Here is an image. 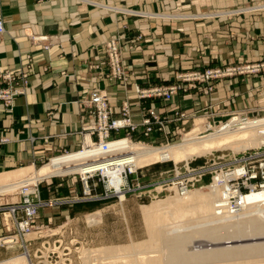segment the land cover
<instances>
[{
	"label": "crops",
	"instance_id": "crops-1",
	"mask_svg": "<svg viewBox=\"0 0 264 264\" xmlns=\"http://www.w3.org/2000/svg\"><path fill=\"white\" fill-rule=\"evenodd\" d=\"M251 1L231 0V5L239 9ZM231 5L223 7L220 0H0L6 27L0 36V73L26 68L28 55L33 59L27 94L16 99L11 113L0 105V130L11 139L0 147V174L79 148L87 122L81 102L96 88L109 93L116 117L129 102L138 124L144 107L151 106L167 114L179 107L216 120L258 110L264 89L257 76L215 81L208 96L198 90L179 92L171 102L135 96V84L170 86L178 75L195 70L257 62L264 52V10L231 17ZM155 13L168 15L155 18ZM113 36L121 44L128 87L109 76L105 45ZM39 37L56 42L44 50L46 43L33 40ZM156 137H161L157 130L151 138ZM62 212L55 211L57 223L66 217Z\"/></svg>",
	"mask_w": 264,
	"mask_h": 264
},
{
	"label": "rangeland",
	"instance_id": "rangeland-1",
	"mask_svg": "<svg viewBox=\"0 0 264 264\" xmlns=\"http://www.w3.org/2000/svg\"><path fill=\"white\" fill-rule=\"evenodd\" d=\"M37 2H46L49 0H36ZM206 2V0H204ZM91 4L94 5H100L96 2H91ZM220 4L225 7L231 5V0H220ZM231 17H233L235 14L241 15L249 13V12H255L264 10V0H252L242 8H236L235 4L231 5ZM257 8V9H256ZM0 13L3 17V14L0 10ZM173 13V12H171ZM144 14V13H141ZM147 15V14H144ZM155 18L159 17H167L168 13L165 15L160 14H154ZM187 16H190L191 14H186ZM150 16V15H148ZM152 17V16H151ZM154 17V16H153ZM4 18V17H3ZM40 38V37H39ZM49 38L48 41L43 42L46 43V45L43 46L44 50H50L51 46L55 44L56 41H54L53 38ZM112 38H117V42L120 47L121 51V62L123 65V68L125 70L127 80H119L114 78L113 71L110 63V58L108 54V42ZM138 39H141V35L138 36ZM39 42V41H38ZM42 43V42H41ZM45 46H49V49H45ZM106 58H107V67L109 68V76L114 81L118 82L119 84L123 85L124 87H128L130 85V78L128 75V71L123 63L122 60V48L121 44L119 42L118 37H111L106 45ZM28 57H31L30 59ZM28 64L26 68H21L18 70H6L4 72L0 73V76L7 75L8 73H11L13 77L16 78L15 81H3L2 89L11 91L12 93H15L16 91H20V93L17 96L14 97L11 104L6 105V102L4 100H0V105L4 108V110L7 113H11L14 109L16 99L25 96L28 92L29 86H30V72L28 69H31V63L33 62L32 56H27ZM97 68V67H96ZM253 68H261L260 71L255 72ZM220 69L223 71L231 70V76H226L223 78H219L216 80H211L207 82L202 81H186L185 77L193 75L194 78L197 74H205L209 70H216ZM20 72L19 75L16 76ZM27 73V77L25 75ZM243 76H257L260 80V86L259 88L262 90L264 89V52L261 54V58L254 63L249 64H231V66H219V67H213V68H206L203 71H192L185 74H181L177 76V83L170 85V86H155L151 88H142L140 85L135 84L133 85L134 89L136 86L140 87L142 90H151L154 88H162L165 90H170L174 87H177V93L174 95H178L179 92H184L187 94L190 90H198L202 92L204 95H210L214 91V82L226 78H236V77H243ZM0 80H2L0 78ZM187 84V86L185 85ZM212 87L213 90H209V87ZM95 91H104L109 96V105H110V95L107 91L101 90V89H94L91 91L90 95ZM86 97L81 102L82 106V114L86 118V123L84 124L82 131L80 132L83 135L82 144L79 146V148H76L74 150H66L63 149L59 151L56 155L46 159L42 160L40 162L35 163V168L39 169L42 166L46 165L51 161L53 157L72 153L74 151H79L85 148L86 146H89L86 144V136L90 135L89 132H85V127L90 124L92 121H94V118L91 117L90 114H87L84 112V105L85 101L90 97ZM189 95V93L187 94ZM135 96L140 100H161L164 102H171L166 101L163 99H153V98H146V99H140L136 89H135ZM264 99V98H263ZM125 104L129 105L130 112H131V106L129 102H125L122 105V108ZM263 106V107H262ZM262 107V108H261ZM261 107H259L258 110H250V109H244L241 111H235L232 112L228 117H221L218 120L214 119V117L208 116V117H201L200 115H197L196 112H188V111H182L179 107L173 108L172 113L167 114L166 112H161L159 109L154 107H144V114L143 119L147 118L149 116L148 111L154 110L158 113H160L162 119L164 120L163 123L165 124V130L160 131L158 129V126L160 123H155L153 121L154 130L151 133L149 137H145L143 131L144 127L142 126V122L139 125V128L137 132L133 133L132 140L135 143H144L147 146H153V147H165L170 146L174 144H178L183 140L184 135L187 133L193 131L196 128H200L199 134L200 136L207 135L213 133L217 128L221 127L224 124L229 123L234 117H237L240 114H245L248 116L250 120L254 119H261L264 118V103L261 104ZM111 108V105H110ZM121 108V110H122ZM121 113V112H120ZM114 116V115H113ZM132 119L134 118L131 112ZM83 117V118H84ZM116 117V116H114ZM118 117V116H117ZM83 121H85L83 119ZM134 121V119H133ZM172 125L174 130H167L168 126ZM142 132L140 133V131ZM159 131L161 137H156L154 140H152L151 136H153V133L155 131ZM91 136V135H90ZM94 142H98L97 135L91 136ZM125 138L126 133L123 131L122 133H119L114 136ZM11 142V139L3 133V131L0 130V147L3 145H7ZM46 142H48V139H46ZM234 148V147H232ZM248 154L256 153L258 150V147L248 148L246 149ZM245 150L237 151V152H243ZM231 147L225 148L224 150H215L212 153H209L207 155L201 156V157H195L193 159H190L188 162L189 165H187L186 161L180 162L176 164L173 160L166 161V162H158L154 165H151L150 167L145 166V168L140 169L137 175H131L129 178L130 184L132 188L137 187V182H140V184L143 187H146L143 191H131L127 193L126 201L124 202V208L119 203L120 200L118 197H105V194L107 192L106 189V183L102 180L101 177H96V179L90 181V189L92 191V196L87 197L85 195L84 191V185L81 181L80 174L74 173L69 176H55L52 177L50 180H40L38 183H36V186H32L35 191L30 194V200L32 204L40 205L42 203H49V202H60L61 204L52 206V207H40L38 208L37 212V218L35 220L34 226L31 228L34 233L30 234L28 237L29 239L26 240V237L23 241H19V243L13 242L12 238H15L18 234V223H16L15 218L17 219V222H21L24 220L23 218L26 217V210L25 208H21L22 206H25V197L23 193L21 192L19 185H16L11 190L14 192L8 193V194H0V241L2 239H7L8 241H12L10 245L7 246H1L0 245V260H6L15 258V256L25 254L27 249L26 246H29V250L31 255L33 256L34 264H44L45 259L41 258L44 256L47 257L49 253L50 259L57 260L60 256H64V251L67 254H70L68 252V247L71 248V257L74 258V262L72 264H84L83 260L82 262H79V256H78V250H97L103 247H112V246H119V245H129L132 244L133 241H144L149 239V235L147 233L146 225L143 219L141 206L142 205H150L152 202L157 201L154 200V195L157 192L155 188V184L159 182H166L164 185L168 183L173 182V178L175 177V169L176 166H179V169L181 171L182 175L190 176L194 178L195 171L201 170V168H210L211 164H213L214 158L219 164H224L226 162H229L234 157L233 154L237 153ZM242 157V156H240ZM219 158V159H218ZM33 164H28L26 166L19 167V169L26 168L29 166H32ZM186 167H190L188 171L186 170ZM2 174V173H1ZM188 178V177H187ZM172 179L171 182H169ZM189 179V178H188ZM107 182V181H106ZM212 183V174L209 171L204 177H202V180L196 181L195 186H190V188H193V190L201 189L203 187H209ZM153 185V186H151ZM150 186V187H149ZM167 186V185H166ZM204 192H209L208 189H203ZM109 194V193H108ZM111 194V193H110ZM176 195H171L170 197H175ZM96 197H101L100 199ZM159 199H165L169 197V192L167 190L161 192L158 194ZM15 208L17 211L16 216H14L11 212V210ZM63 211L64 212L65 219L57 223L56 219L58 220V216H56L55 211ZM102 210V221L99 224L90 225L86 221V215L94 214L97 211ZM50 211H53L52 215H48ZM67 211H69L67 213ZM58 215V214H57ZM57 233V234H56ZM35 238V240H33ZM10 239V240H9ZM58 239L61 241L62 245L60 249H53L54 244H58ZM6 240V242H7ZM33 240V241H32ZM264 239L256 240V241H244L242 244H249L254 242H263ZM56 242V243H55ZM196 242V243H195ZM213 243V245H211ZM21 245V247L19 246ZM44 245V246H43ZM195 246V250H206L211 248H221V247H231L237 245V243L231 242L229 239H223L222 241H219L217 243L211 242L210 239L206 238H200L198 240H195L192 244ZM191 245V247H193ZM20 247V248H19ZM50 248V249H49ZM58 248V247H57ZM69 248V249H70ZM80 248V249H79ZM9 250V251H8ZM48 250V253L46 252ZM42 251L43 254H42ZM56 251V252H53ZM3 252V256L1 255ZM95 254V253H94ZM157 255H161V253H155ZM131 260H134L136 257H130ZM258 259V260H257ZM127 260H130L129 258ZM264 260L263 257H253V258H247L244 260H238L237 262H230L225 261L222 262V264H237V263H248L253 262L251 264H258L261 262H255L254 261ZM244 261V262H243ZM246 262V263H245ZM55 264H65L66 262H54ZM71 262H69L70 264ZM93 264H105L107 262H92ZM212 264H219V262H211ZM68 264V263H67ZM221 264V263H220Z\"/></svg>",
	"mask_w": 264,
	"mask_h": 264
},
{
	"label": "bare ground",
	"instance_id": "bare-ground-1",
	"mask_svg": "<svg viewBox=\"0 0 264 264\" xmlns=\"http://www.w3.org/2000/svg\"><path fill=\"white\" fill-rule=\"evenodd\" d=\"M237 122L241 121L232 120L227 127L222 125L213 133L203 136L199 134L200 128H196L184 135L180 143L158 148L122 138L111 140L108 145L109 150L105 151L104 144L94 145L92 137L87 135L89 137L87 140L85 138L86 144L90 146H86L83 150L53 157L49 163L39 169L33 165L0 174V194L14 192L11 189L16 185L21 188L23 184L35 185L40 180H50L55 176H69L78 172L84 178L97 177V175L110 178L111 183H107L106 188L118 190L117 195H111V197H118L119 203L124 208L127 193L121 189L125 181L122 174L126 166L139 171V168L150 167L158 162L170 160L176 164L188 162L195 157L228 147L237 152L262 145L264 136L261 130H264V118L250 120L244 127H235ZM125 153L129 156L114 157V155L119 156ZM230 178L227 173H219L209 187L196 190L181 191L176 186L175 197H170L171 195L165 199L158 197L154 199L157 201L150 205L141 206L149 239L133 241L129 245L103 247L95 251L78 250L79 262L83 260L84 264H93L92 262H107L105 264H212L211 262H219L222 264L225 261L232 263L253 257L264 258V241L242 244L248 240L264 239V188L243 196L241 205L234 209L231 207ZM162 188L159 187L158 191ZM203 189H208L209 192H204ZM101 219L102 212L86 217L90 225L99 224ZM32 233L34 231L25 234L26 240ZM200 238L210 239L215 243L229 239L237 245L195 250L192 244ZM25 246L27 249L25 254L0 260V264H34L29 246ZM155 253H161V255ZM134 256L136 258L131 260L130 257ZM128 258L130 260H127ZM73 259L71 257V261L67 262L72 264ZM61 262L66 261L62 259ZM255 262L264 264V260ZM251 263L253 262L246 264Z\"/></svg>",
	"mask_w": 264,
	"mask_h": 264
},
{
	"label": "built area",
	"instance_id": "built-area-1",
	"mask_svg": "<svg viewBox=\"0 0 264 264\" xmlns=\"http://www.w3.org/2000/svg\"><path fill=\"white\" fill-rule=\"evenodd\" d=\"M4 33H6V27H5L4 18L2 17L0 13V36L3 35ZM48 39L49 38L47 37H40V38H34L33 40L35 42H38V41L46 42L48 41ZM45 49H49V46H45ZM108 54H109L114 78L126 81L128 78L126 76L125 70L121 62V51H120L119 44L117 42V38H112L108 42ZM28 58L30 59L31 57H28ZM253 69L255 72H257V71H260L261 68H253ZM19 74L20 72L16 76H21ZM25 75L27 77V73H25ZM226 76H231V70L228 69L226 71H223L220 69H216V70H209L205 74H197L195 76L196 78H194L193 75L185 77V80L186 81L195 80V81L207 82V81L223 78ZM0 78L2 79L0 80V100H4L6 102V105L8 106V104L12 103V100L14 99L15 96L22 94V93H20V91H16L15 93H12L11 91L2 89L3 81L10 82V81L16 80V78L13 77L11 73H8L5 76L2 75L0 76ZM135 89L140 99H146V98L160 99L161 98L166 101L172 100L173 96L177 93V90H178L177 87H174L170 90H165L162 88L142 90L138 86H136ZM209 90L211 91L213 90V88L210 86ZM83 110L85 113L90 114L91 117L94 118V121H92L90 124H88L85 127V132H89L91 136L97 135L98 142L92 141L94 145L104 144L103 145L104 150L108 151L109 150L108 145L110 144L109 142L111 140L113 141V140L122 139L120 137L115 138L114 136L123 131L126 133L125 138L130 139V141L133 142L132 135L133 133L137 132L139 125L133 121L128 104H125L123 106L121 113L118 117H114L113 112L109 105L108 94L104 91H95L85 101ZM148 114L149 116L143 119L141 123L142 126L144 127L143 133L145 137H149L154 130L153 121L155 123H160V125L158 126V129L160 131H164L165 124L163 123L164 120L160 116L161 114L154 110L148 111ZM235 119H239L241 121L239 123L237 122L235 127H244L250 121L248 116H246L245 114H240L237 117H234L232 120H235ZM231 121L227 124H224V126L227 127L231 123ZM261 133L264 136V130H261ZM150 147H153V146H150ZM246 151L247 150L233 154L234 157L232 158V160L224 164H219L214 158V161H213V164H211V167L203 168V169L201 168V170L197 172L195 171L194 173L196 176L194 178L190 177L191 175L190 176L182 175L179 169V166L177 165L175 169V177L173 178L172 183L166 184L167 186L164 185V183L166 182H159L155 184L156 186L155 188H157L156 189L157 192L154 195L155 196L154 199L158 198V194H160L161 192L165 190L169 192V195H174L175 194L174 188L176 186L179 187L181 191H184L187 189H193V188H190V186L191 185L195 186L196 181L202 180V177H204L209 171L212 174V183L216 179V177H218L219 173L220 174L227 173L231 177L229 180V186L231 189V207L234 209H237V207L240 206L242 203L243 196H246L247 194H251L253 191H260L261 189L264 188V142L262 143L261 146L258 147V150L256 153L248 154ZM124 156L126 157L129 155L127 153L121 154L119 156L114 155L115 158L124 157ZM186 163L187 165H189L188 162ZM126 167L127 168L124 170L122 174L125 181H124V185L121 191H125L126 193H128L131 191L137 192V191L145 190L146 187H143L140 184V182H137L138 184L136 188H132L129 178L131 175H137L139 171L138 170L134 171L128 166ZM189 168L186 167V170L188 171ZM140 169H143V168H139V170ZM80 177L84 185L85 195L87 197H91L92 191L90 189V181L96 179V177L89 176V177H86L87 179L84 178L82 175H80ZM97 177H101L104 183H106V186H108L107 183H111L110 178L108 179L107 177H104L103 175H97ZM171 181L172 179L169 182ZM27 184L25 185L23 184L22 187L20 188L21 192L23 193L25 197L24 199L25 202H23L25 203V206L24 207L22 206L21 208L22 209L25 208L26 217H24L23 218L24 220H22L21 222L19 221L17 222V219L15 218V221L16 223H18V226H19L17 236L15 238H12L13 239L12 241L15 243H19V241H23L26 236L25 234L32 231L31 228L34 226L35 220L38 216L37 215L38 208L46 207V206L52 207V206L61 204L60 202H54V201L53 202L51 201L49 203H42L40 205L32 204L30 200V194H32L35 191V189L32 186H36V184L35 185H32L31 183H30L31 185L30 184L27 185ZM159 187H163L161 191H158ZM106 189H107V192L105 194V197H102V198L111 197V195H117L116 193L118 192V190L116 188H113V189L106 188ZM96 198L100 199L101 197H96ZM11 212L14 216H16L17 211L15 208H13ZM7 239L6 238L2 239L0 241V245L1 246L10 245L12 241H8ZM57 243L58 244H54L53 249L61 248L62 243L59 239ZM69 248L70 247H68L67 249L70 254H67L64 251V256L61 257V260H60V256L57 260H54V261L50 259L49 256L52 255L51 253H49L47 257L45 256V253H44V256L41 258L43 259L46 258L44 261V264H55L54 262H59V261L61 262L62 259L66 261L65 264L67 263L69 264V262H67V261H71V250ZM43 252L44 251H42V254ZM46 252L48 253V250H46ZM53 252H56V251H53Z\"/></svg>",
	"mask_w": 264,
	"mask_h": 264
}]
</instances>
